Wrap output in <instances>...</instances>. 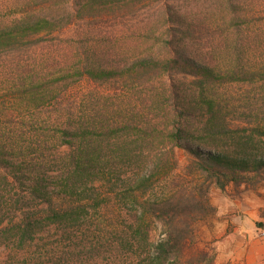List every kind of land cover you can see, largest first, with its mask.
I'll use <instances>...</instances> for the list:
<instances>
[{
  "label": "rangeland",
  "instance_id": "374dc122",
  "mask_svg": "<svg viewBox=\"0 0 264 264\" xmlns=\"http://www.w3.org/2000/svg\"><path fill=\"white\" fill-rule=\"evenodd\" d=\"M64 2L0 0V27L31 14L52 15L63 9ZM238 2L243 6L249 0ZM68 7L75 9L73 0ZM169 10L184 12L194 29L200 23L205 26L194 39H185L188 54L205 57L223 46L221 28L214 24L221 18L215 15L217 0H153L145 7L136 6L104 19L75 21L37 45L0 53V149L7 162L0 166V197L6 201L22 194L16 177L28 182L34 175L45 174L52 182L70 162L77 146H61V129L78 131L81 123L97 131H104L100 124L105 131L125 127L106 140L100 141L98 134L92 137L97 142H93L91 155L107 173L95 183L101 206L94 207L91 202L95 209L85 213L77 225H43L23 242L11 232L22 213L2 210L0 264H133L135 258L150 255L152 245L164 237L163 222L146 217L149 241L140 248L134 244L130 227L144 210L142 202L160 201L177 193L185 206L195 207L196 202L207 199L210 208L208 212L193 208L183 218L185 229L193 232L184 264H234L235 256L247 264L245 252L251 247L250 264H264L256 251L264 245V180L229 184L223 193L198 170L193 158L169 139L177 122L174 103L164 97L173 83L193 87L192 78L174 75V80L166 77L131 84L122 80L92 82L76 75L87 60L113 70L144 53L161 55L160 39L165 38L168 27H175L164 24V13ZM44 84L50 93L42 92L43 101L29 104L25 93ZM263 91L261 83L214 88L224 108L227 129L235 138L224 139L220 145L234 146L245 141L244 137L254 136L255 145L264 148L260 134L264 131ZM180 120L183 123L184 119ZM200 121L189 119L190 129L201 133ZM74 141L77 145L79 140ZM13 167L20 171L14 172ZM34 168L39 173H33ZM147 178L146 191L142 189L145 193L137 190L136 197L126 194Z\"/></svg>",
  "mask_w": 264,
  "mask_h": 264
},
{
  "label": "trees",
  "instance_id": "16d2710c",
  "mask_svg": "<svg viewBox=\"0 0 264 264\" xmlns=\"http://www.w3.org/2000/svg\"><path fill=\"white\" fill-rule=\"evenodd\" d=\"M71 1L66 0L63 9L54 11L52 15L31 14L0 27V53L37 45L46 36L65 30L75 21L104 19L109 15L134 10L136 6L145 7L153 0H73L75 9L72 10L68 7ZM217 5L219 10L215 15H221V18L214 24L221 28L224 43L213 54L199 58L188 54L185 39H194L205 26L200 23L194 29L184 12L169 10L164 13V24L175 27H168L167 35L160 39L163 50L161 55L144 53L113 70L96 67L87 60L81 70L76 71V75L92 82L122 80L131 84L138 81L148 84L166 77L174 80V75L192 78L193 87L173 83L164 97L166 102L171 100L174 103V123L177 122L169 139L174 146L187 152L198 170L212 179L224 193L229 184L241 186L264 180V148L255 145L254 136L244 137L245 141L234 146L220 145L224 139L235 138L232 135L234 132L227 129L224 108L214 93L215 87L225 85L261 83L264 86V0H249L243 5L244 13L241 12L243 6L238 0H217ZM46 87L44 84L26 92L25 95L30 98L29 104L43 101L42 92L50 93ZM193 118H201V133L190 129L189 119ZM180 119H184L183 123ZM100 128L104 131H97L98 128L81 123L78 131L73 127L61 129V146H77V152L70 156V162L65 164L55 180L50 182L51 177L45 174L34 175L28 182L16 177L22 194L18 193L7 201L5 197H0V213L4 209L14 214L22 213L23 218L11 231L14 238L23 242L43 225L75 226L85 213L101 206V194L96 193L95 183L104 180L107 173L106 167L97 163V157L91 155L94 152L90 150L97 142L92 137L98 134L96 137L100 141L106 140L109 134L122 132L125 127L105 131L107 128L100 124ZM260 134L264 136V131ZM72 140L79 141L75 145L76 141ZM3 156L0 149V166L7 163ZM12 169L14 172L20 171L18 167ZM32 171L39 173L35 168ZM148 182L149 178L144 179L137 189H128L126 194L136 197L137 190L145 193L142 189L146 191ZM89 191L93 193L90 197L87 195ZM181 200L177 193L160 201L142 202L144 210L135 220V225L130 227L134 244L140 248L149 241L150 225L146 217L163 222L164 237L152 245L150 255L135 258L133 264H184L182 259L187 255V241L193 232L189 228L185 229L183 218L193 212V208L207 212L210 208L207 199L196 202L195 207L185 206Z\"/></svg>",
  "mask_w": 264,
  "mask_h": 264
},
{
  "label": "crops",
  "instance_id": "0c3cea01",
  "mask_svg": "<svg viewBox=\"0 0 264 264\" xmlns=\"http://www.w3.org/2000/svg\"><path fill=\"white\" fill-rule=\"evenodd\" d=\"M239 249V247L237 248ZM257 251V259L264 258V245L257 246L256 247ZM237 250H235L236 252ZM253 251V247L250 248V251L248 253L245 252L246 258H247V264H250V254ZM235 263L234 264H243L241 256H235Z\"/></svg>",
  "mask_w": 264,
  "mask_h": 264
}]
</instances>
